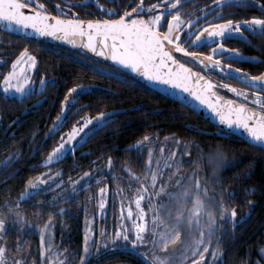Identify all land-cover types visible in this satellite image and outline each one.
Instances as JSON below:
<instances>
[{"label":"snow or ice","instance_id":"snow-or-ice-1","mask_svg":"<svg viewBox=\"0 0 264 264\" xmlns=\"http://www.w3.org/2000/svg\"><path fill=\"white\" fill-rule=\"evenodd\" d=\"M107 2L114 7L104 8L103 5H97L105 18L82 20L66 18L67 6L62 8L59 4L56 6L59 14L53 15L39 0H0V23L7 29L15 27L18 32L31 30L35 37L66 42L79 49L77 59L82 62L85 72L118 81L116 89H100L98 86L79 83L67 87L63 99L59 101V111L43 138L35 144H29V156L40 151L71 116L78 115L85 107L93 106L89 102L82 103L81 97L120 96V89L135 91L137 88H148L149 85L186 93L207 106L217 117L218 127L215 133L202 132L195 125L192 126V131L200 135L222 137L239 131L254 142V147L264 149V72L250 75L231 64H224L221 59H248L264 64V59L244 57L239 49L227 48L224 43L229 38L247 41L245 33H249L261 38V51L264 52V0H211L210 4L204 3L203 7L199 4L190 5L189 0H156L155 3L151 0ZM250 6L258 8L261 14L241 19H224L223 8ZM213 20L220 22L213 23ZM181 41H190L193 46L208 43L215 47L205 55L202 52L188 51ZM174 52L183 53L205 69H215L225 77L241 81L248 88H237L223 81L213 83L201 72H194L187 63L181 62ZM38 56L39 53L32 54L25 47L11 61L10 70L2 75L0 121L6 110L15 106L18 97L28 99L39 96L40 99L26 108L23 114L40 113L47 102L46 90L56 89L59 83L66 82L64 77L47 74L40 75L37 80L32 70H38ZM69 75L83 78L77 72ZM217 89H227L236 97H243L245 101L251 96L254 106L232 99L225 101L217 95ZM249 89L255 91L250 92ZM123 102L125 101H121ZM133 110L139 109L130 105L127 109L114 108L111 111H98L95 116H81L70 129L60 133L59 140L53 142L47 155L42 157L43 165H53L66 155H74L77 146H82L97 133L116 123L119 117ZM10 123L22 125L25 121L16 118ZM37 134V131H33L32 137ZM152 136L153 134H145L124 149L134 151L137 162L143 168V174L133 173L127 166L132 157L124 164L132 179L139 183L134 190V199L127 201L126 213L125 199L122 198L116 227L112 232L100 230L98 235H94L96 225L93 220L85 215L82 250L69 247L61 251L53 243V227L57 223L54 217H61L69 211L58 205L78 203L75 200L76 195L88 189L89 182L95 179L97 184H103L98 190V208L103 213L108 190L104 171L107 168L111 179L118 180L119 177L113 169L119 157L109 155L106 166H94L77 179L71 176L66 180L61 179L62 173L51 168L35 177H29L17 198L9 197L0 204V264H89L90 258L98 257L101 252L131 254L140 258L139 264H189V261L190 264H219L224 233L227 231L234 235L236 224L243 223L246 216L251 214L249 210L240 214L237 220V208L228 207L232 204L235 191L225 187L223 176L218 174L220 169L233 165L235 157L229 160L217 146L208 154V160L213 164L211 177L198 171L197 161H193V169L184 171L183 157L192 159L188 148L181 147L177 152L170 147L165 155V144L169 137L165 136L160 140L153 139ZM175 143L179 145L180 141L177 139ZM190 143L192 150L200 153L199 158H202L200 146L194 140ZM156 145H159L158 153L155 151ZM117 150V145L109 148V151ZM87 154H91V150ZM101 154L103 155V149ZM145 154L146 159L143 158ZM22 159V150L15 147L0 157V182L6 183L9 178H14L15 172L22 167ZM89 163L94 164V161ZM72 167L77 165L73 163ZM244 175L250 176V173ZM236 178L237 174H233V179ZM54 188H59V191L50 199L35 200L33 203V207L40 209L35 215L47 214V220L42 225H35L39 234L38 254L33 256L31 249H25L19 242L15 246V252L11 251L2 242L9 225H17L18 230L32 227L21 211V202L43 196ZM115 191L122 196L124 190L117 185ZM247 193L255 194V186L247 189ZM261 194L264 195V192ZM246 203L250 209L255 201L248 200ZM45 207L55 211L45 213ZM127 221H131V224L126 223ZM59 223L63 228L66 221L59 220ZM226 224L231 227L226 229ZM209 252L211 258L206 259Z\"/></svg>","mask_w":264,"mask_h":264},{"label":"flooded vegetation","instance_id":"flooded-vegetation-1","mask_svg":"<svg viewBox=\"0 0 264 264\" xmlns=\"http://www.w3.org/2000/svg\"><path fill=\"white\" fill-rule=\"evenodd\" d=\"M40 3L45 5V8L51 12L53 15H57V5L59 4L62 8H66V18H78V19H98L105 18L101 14V9L97 5H103L104 8H113L112 3L107 2V0H39ZM152 3H155L156 0H151ZM204 3H211V0H189L190 5L199 4L200 7H203ZM189 5H186L188 7ZM220 11L221 9H217ZM225 13L224 19H241L247 18L251 15H260L258 8L250 6L247 8H223ZM231 13V15H229ZM213 23L220 21L213 20ZM202 24L204 21L201 22ZM166 28V24H165ZM165 30V29H162ZM183 35V34H182ZM247 36V41H243L239 38H229L224 41L227 48H237L244 57H259L264 59V52L261 51V38L259 36H254L249 33H245ZM185 47L188 48L190 52H202L205 55H208L214 44H198L191 45L190 41H181ZM25 47L30 49L32 54L39 53L38 56V70H32L33 76L38 80L40 75L47 74L54 77H64L66 82H61L58 84L56 89L46 90L47 102L44 103L43 108L40 110V113L28 112L26 115L23 113L25 109L33 105L36 100L40 99L39 96H34L28 99L18 97L15 102V106L10 107L6 110V114L3 116L2 121H0V157L7 154L13 147L21 149L23 159L20 161L22 167L19 168L18 172H15L14 178H9L6 183L0 182V204H2L9 197L15 199L18 197L19 193L23 191L24 183L29 177H35L41 172H47L49 168L54 171H60L62 173L61 179L66 180L68 176H71L73 179H77L84 171L95 167H103L107 164V157H119L114 166V173L118 180L113 181L111 176L105 168L104 176L106 177L105 183L108 186V190L105 194V211L102 213L98 208L99 200V188L103 184H97L95 179L89 182V188L86 190L80 191L75 200L78 203L64 204L61 203L58 207H63L69 209L61 217H54L57 223L53 227V243L58 246L59 250L71 247L72 249L82 250V240H83V231H84V219L85 215H88L89 218L93 220V223L96 225L94 229V235H98L100 230H107L112 232L117 224V218L120 216V201L125 199V213L127 209V201L129 199H134V190L139 186V183L132 179L131 175L128 173L124 164L129 160V157H132L131 163L127 166L132 169V172L141 175L143 174V168L136 160V153L134 151H124L127 145L134 144L137 139H140L145 134H153L152 138H159L163 140L165 136L171 138L170 134H156L154 131L155 123L153 121V111L151 107L147 106L146 119L140 113V110H144L139 103L123 102L120 103L121 109H127L130 105H135L139 110H133L125 113L123 116L119 117L116 123L109 125L108 129L97 133V135L90 139L88 142L83 143L82 146H77V150L74 155H66L61 161L53 165L44 166L42 163V157L47 155V152L53 146V142L59 140L60 133L66 132L70 129L81 116H95L98 111H111L112 109H105L104 104L92 100H87L86 102L92 103V107H85L78 115H73L64 124L62 128L49 139L46 145L40 150L35 152L34 155L29 156L30 152L29 144H35L37 141L43 138L44 133L48 130V126L51 125L52 119L55 118L57 112L59 111V101L63 99V95L67 87H70V59L77 57L78 52H70V49L58 46L50 42L35 41L30 39H22L15 36H12L8 33L0 31V79L2 75L10 70L11 61L15 59L19 52ZM178 59H181L183 63H187L192 69L201 72L207 78L211 79L213 83H218L223 81L224 83H230L234 87L245 89L248 88L246 84L241 81H238L232 77H225L221 75L215 69H205L202 65H199L197 62L192 61L189 57H186L183 53H175ZM224 64H231L234 68H239L243 71L248 72L250 75H257L260 72H264V64L250 61L248 59L236 60V59H224L221 57ZM58 65V67H57ZM117 75H119L117 73ZM102 84L91 85L93 87H99L100 89L113 88L116 89L118 86V81L108 80L105 77L99 76ZM137 88L135 91H138ZM122 95L119 96L121 100L124 94V91L128 92L127 89H120ZM217 91L228 99L235 100L237 102H245L252 105V97L249 96L248 100L245 101L243 97H236L234 93L229 92L227 89H217ZM250 92L255 91V89H249ZM58 93V95H57ZM2 95V93H0ZM21 100L23 101L21 103ZM122 101V100H121ZM120 101V102H121ZM84 103L83 101H81ZM131 103V104H128ZM52 104V107L49 105ZM152 105V104H150ZM104 109V110H103ZM149 110V111H148ZM41 113L43 115H41ZM132 114V115H130ZM152 115V116H151ZM50 117L45 119L44 117ZM16 118H20L25 121L22 125L16 123H10ZM147 122V125H143V129L139 131L140 122ZM10 125V126H9ZM5 126H8L5 128ZM189 125H186L188 128ZM141 127V128H142ZM191 127V126H190ZM119 129V131H116ZM190 129V128H189ZM214 132L217 131V127ZM114 130V132H113ZM133 130L132 136L129 140L124 142H115L113 145H117V151H109V146L105 147L102 143L104 142V137L109 136L110 131L113 133L123 135L124 131ZM191 130V129H190ZM37 131L38 134L33 138L32 132ZM202 132H209V130H203ZM108 134V135H107ZM113 135V134H110ZM210 136H220V135H210ZM23 137V139H21ZM162 137V139H161ZM222 137L221 138H229ZM174 139H181L178 136H173ZM102 144V145H101ZM183 145H187L188 142H182ZM191 145V143L189 142ZM200 146L201 152L203 151L202 143H197ZM169 142L165 144V155H167V147ZM174 148V147H173ZM103 149V155L101 150ZM91 150V154H87ZM167 150V151H166ZM155 151L159 152V145L155 146ZM179 152L178 149H176ZM146 152V150H145ZM226 157L229 160H232L235 157V162L233 165H230L226 168L219 170V175L224 178V186L230 189H234L235 196L232 199V204H229L228 207L231 208L235 206L237 208V220H239L240 214L247 213L250 210V215H247L243 223H237L234 228V235L230 232L224 233L223 242L220 246L221 259L219 264H225L224 255L229 252L235 251H258L256 246L253 245H236L238 238L242 233L249 232L251 235L258 236L259 234L264 235V195L261 193L264 192L262 187V182L256 180L258 177L256 171L264 170L263 164H256V160L263 161L264 155H259V153L253 154L251 158L250 152H224ZM203 156L200 157L198 152H190L192 159H189L188 156L183 157L185 163L183 165L184 171H190L195 167L193 161L199 163L198 171L202 174H205L209 177L212 175L213 164L208 160L209 152H202ZM146 159V154L143 157ZM94 161L93 163H89ZM73 163L77 167H72ZM252 165V167H250ZM15 168V166H14ZM211 173V175H210ZM245 173H250V176H245ZM233 174H237V178L233 179ZM99 175V174H98ZM256 176V177H255ZM119 185L123 189V194H116V186ZM131 185V188H129ZM255 186L256 193L248 194L247 189ZM82 187V186H81ZM59 191V188H54L52 191H48L45 195L39 197H33L32 199L21 202V211L24 213L26 220L32 225L31 228H26L24 230H18V226L15 224H10L7 230L3 235L2 242L7 244V247L15 252V246L19 242L25 249H31L33 256L38 254L39 246V234L38 230L35 228L37 223L43 224L47 220V214L43 216H37L34 213L40 211L38 207H33L35 200H48ZM248 200H254L255 204L249 209V205L246 203ZM134 208V204L132 205ZM45 213L54 212L52 208L45 207L43 210ZM59 220L66 221V224L61 227ZM126 223L131 224V221ZM231 225L226 224L225 228H230ZM258 234V235H257ZM261 237V236H260ZM260 251V249H259ZM211 252L206 254V259H209ZM116 260V264H139V257H133L131 254L114 252L101 254L93 256L90 258L89 264H111ZM190 264V261H189Z\"/></svg>","mask_w":264,"mask_h":264},{"label":"trees","instance_id":"trees-1","mask_svg":"<svg viewBox=\"0 0 264 264\" xmlns=\"http://www.w3.org/2000/svg\"><path fill=\"white\" fill-rule=\"evenodd\" d=\"M72 52V51H70ZM77 72L83 78H73L70 76L71 82L70 87L73 84H102L101 80H99V76L95 75L92 72H85L82 67V62L77 59V57L70 59V73ZM128 98V99H125ZM87 100L95 101L96 103L100 102L104 104L105 109H114L121 107L120 101L131 102V103H139L142 107L144 106V110H140L144 119H146V111L147 106L151 107L150 109L153 111L151 114L153 115V121L155 123L154 131L156 134H170L171 138L173 136H178L182 139V142L187 141L188 146L190 145L189 142L195 141L196 143L200 142L205 147H210L208 152L214 151L217 146L221 148L224 152H250L251 158H253V154L259 153V155H264V151L258 147H254L252 144L240 139L235 135H230L229 138H221V136H210V135H200L199 133L190 130L186 127L189 126H198L200 129L214 131L216 130L214 124L208 122L207 120L203 119L198 114L194 113L192 110L188 109L186 106L175 102L174 100L167 98L164 95H161L150 88L138 89L136 92L131 91H124L123 97L120 100L119 96H99V95H85L81 97V101L84 103ZM124 102V103H125ZM128 103V104H131ZM152 104V105H150ZM104 110V109H103ZM155 110V111H154ZM149 111V110H148ZM132 115V114H130ZM151 115V116H152ZM147 125V122H140V126ZM144 126V127H145ZM139 128V131L142 128ZM133 130L124 131L123 135L114 134L110 131L109 136L104 137V142L102 143L105 147L112 146L115 142H124L129 140L132 136ZM113 134V135H110ZM108 135V134H107ZM162 139V137H161ZM101 144V145H102ZM126 144V142H124ZM194 150H192L193 152ZM207 152V151H206ZM257 152V153H256ZM263 164L264 165V157L263 161L256 160V164ZM258 177L255 179L261 181L262 187L264 190V170L262 173L260 171H256ZM264 219V218H263ZM258 235V234H257ZM261 236V237H260ZM237 244L236 245H253L256 246L258 251H235L229 252L224 255L225 264H264V257L262 249H264V235L259 234L251 235L249 232L242 233L238 238H236ZM260 249V251H259ZM140 260V258H139ZM115 261L111 264H116Z\"/></svg>","mask_w":264,"mask_h":264},{"label":"water","instance_id":"water-1","mask_svg":"<svg viewBox=\"0 0 264 264\" xmlns=\"http://www.w3.org/2000/svg\"><path fill=\"white\" fill-rule=\"evenodd\" d=\"M0 31L8 33V34H10L12 36H15V37H18V38H22V39H30V40L42 41V42H50V43L56 44L58 46L70 49V51H72V52L73 51L74 52H78L79 51V49L74 48L71 45L69 46V45H66V44L58 43V42H56L54 40H51L49 38L35 37L34 34L31 32V30H28L27 32H18L15 27H13L12 29H7L6 26L3 23H0ZM193 71L194 72H198V71H196L194 69H193ZM205 78H207V77L205 76ZM137 79H139V78H137ZM207 79H209V78H207ZM144 83H147V82H144ZM148 88L154 90L155 92H157V93H159L161 95L166 96L167 98H170V99L174 100L175 102H178V103L182 104L183 106H186L188 109L192 110L194 113L198 114L203 119L207 120L208 122H210V123H212V124H214L215 126L218 127L217 117L211 112V110L208 109L207 106L202 105L199 102H197L194 98L190 97L188 94L180 92L179 90H171V91H169V90H166V88L163 87V86L149 85ZM217 95L219 97H221L225 101L228 100V98L224 97L218 91H217ZM188 128H190L192 130V127L188 126ZM205 133H215V132L214 131H209V132H205ZM233 135H235V136L239 137L240 139L248 142L249 144L253 145V143H254V142H251L250 138H248L246 135H241L239 131H236ZM261 150L264 151V149H261Z\"/></svg>","mask_w":264,"mask_h":264},{"label":"rangeland","instance_id":"rangeland-1","mask_svg":"<svg viewBox=\"0 0 264 264\" xmlns=\"http://www.w3.org/2000/svg\"><path fill=\"white\" fill-rule=\"evenodd\" d=\"M175 141H176V139H174V138H169V140H168V142H169V145H168V147L166 148L167 150H169V148L171 147V148H175V149H178L179 151L181 150V147H186V148H188V150H189V152H192V148H191V145H183L182 144V139H179V141H180V144L179 145H177L176 143H175ZM204 148V147H203ZM210 147H205L204 149H203V151L202 152H208V150H211V149H209ZM166 150V151H167ZM168 152V151H167ZM193 152H196V151H193ZM210 175H211V173H210ZM263 257H264V252H263V255H262ZM211 258V254H210V256H209V259Z\"/></svg>","mask_w":264,"mask_h":264},{"label":"bare ground","instance_id":"bare-ground-1","mask_svg":"<svg viewBox=\"0 0 264 264\" xmlns=\"http://www.w3.org/2000/svg\"><path fill=\"white\" fill-rule=\"evenodd\" d=\"M56 42H58V43H62V44H66V45H69V44H67L66 42H62V41H56ZM70 46V45H69Z\"/></svg>","mask_w":264,"mask_h":264}]
</instances>
